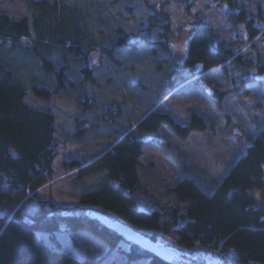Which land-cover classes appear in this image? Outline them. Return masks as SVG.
<instances>
[{
  "label": "trees",
  "instance_id": "obj_1",
  "mask_svg": "<svg viewBox=\"0 0 264 264\" xmlns=\"http://www.w3.org/2000/svg\"><path fill=\"white\" fill-rule=\"evenodd\" d=\"M139 1L153 8L147 13L143 27L133 31L119 26L107 30L101 37L95 36L96 31L104 32L98 27L86 28L88 33L81 34L82 27H73V21L67 28L54 25L47 9L33 10L32 17L27 14L19 18L0 11V206L5 209L0 213V264H89L61 250L56 233L62 226L71 235L84 230L92 233L111 250H122L129 261L145 258L148 259L146 264H179L176 260L166 262L127 240L93 215L92 210L127 222L153 241L163 235L184 247L218 252L222 255L218 264H264V129L211 193L188 176L171 188L179 200L190 202L184 213L174 208L164 218L160 208L139 207L138 195L148 192L138 172L141 156L147 147H161L155 138L144 136L154 134L165 125L184 139L192 131L205 130L208 125L199 115L180 123L170 113L155 109L138 122L133 121L127 130L112 131L118 133L113 148L95 159L81 162L77 158L64 162L63 166L75 169L80 177L108 169L106 181L81 193L78 203L63 205L53 198H39L40 187L53 176V163L60 146L55 115L25 102L27 88L19 72L21 66L29 63L27 56L34 58L39 71L43 72L30 82L36 95L43 98L71 96L72 91H83L85 81L96 83L94 69L89 64L93 48L99 46L107 58L118 63L115 52L126 58L139 49L142 41L154 55L156 70L166 75L165 94L187 80L199 78L201 72L226 62L246 73L243 84L250 80L263 83L256 78L264 71L261 51L255 59H243L202 18L196 20L187 56L182 61L177 60L171 48L173 31L168 13L150 0ZM227 1L232 7L238 5V0ZM56 5L58 7V0ZM189 11L188 4L186 12ZM232 16L234 21L244 24L248 39L261 34L264 42V28L256 24L254 17L250 18L245 8ZM153 32L158 35L156 39L152 38ZM24 39L32 41L25 43L27 48L22 47ZM43 47L55 51L57 57L43 51ZM251 69H255V73ZM120 79L132 88L148 89L140 80L129 83L123 76ZM94 97L81 92L77 111L84 112L92 107ZM75 119V129L69 133L73 137H83L91 128L99 130L103 123L95 120L91 126H86L83 123L86 120L78 113ZM256 191L263 200L262 206L256 203ZM32 200L38 204L33 212H28L25 205ZM40 232L53 235L54 246L39 238ZM121 241L128 242L129 247L121 248Z\"/></svg>",
  "mask_w": 264,
  "mask_h": 264
},
{
  "label": "rangeland",
  "instance_id": "obj_2",
  "mask_svg": "<svg viewBox=\"0 0 264 264\" xmlns=\"http://www.w3.org/2000/svg\"><path fill=\"white\" fill-rule=\"evenodd\" d=\"M56 1L0 0V11L10 14L13 18H19L27 14L31 16L33 10L47 9L54 25L67 28L73 21V27H82L81 34L88 33L86 28L98 27L104 32L96 31L97 37L119 26L136 31L144 26L147 13L153 11V8L141 4L139 0H58V7ZM150 1L161 6L171 19V48L174 57L179 61L187 56L188 43L197 18H202L203 22L212 27L219 38L233 50L245 46L241 54L243 59H255L260 51L264 56L262 35L248 39L244 24L234 21L232 16L240 12L241 8H245L250 18L254 17L256 24L264 28V0H238L236 7H232L227 0ZM188 4L189 13L186 12ZM52 9H55L54 13ZM156 34L153 32L152 38L156 39ZM22 41L23 48H27L28 42L32 43L30 39L28 42L26 39ZM145 43L142 41L138 45L139 49H135L125 56L126 58L121 57L120 52H115L118 63L107 58L99 46L93 48L89 55V64L94 69L96 83L85 81L83 91H72L71 96H37L30 82L43 72L39 71L34 58L26 57L29 63L25 67L21 66L19 72V77L27 88L25 102L55 115L56 136L60 146V152L53 163V176L38 192L40 199L53 198L63 205L78 203L81 193L90 191L106 181L108 169H100L80 177L75 169L63 166L64 162L77 158L81 162L95 159L104 151L113 148L118 133L112 131L127 130L133 121L138 122L151 109H155L170 113L180 123L199 115L208 125L205 130L192 131L184 139L165 125L154 134L144 136L155 138L161 143V147H147L141 156L138 172L141 183L148 192L138 195L139 207L160 208L164 211V218L168 217L174 208H179L180 212L184 213L186 205L190 202L179 200L171 188L188 176L194 178L204 191L211 193L253 142L254 137L262 132L264 82L250 80L243 84L246 73L226 62L201 72L199 78L187 80L173 92L165 94L163 91L166 75L156 70L154 55L146 49ZM43 51L53 58L57 57L55 51L50 52L46 47H43ZM254 71L255 69H251L252 73H255ZM121 76L129 83L140 80L148 89L145 91L123 84L120 81ZM208 88L213 90L210 95ZM81 92L90 97L95 96L94 105L92 100H89L92 107L86 108L84 112L77 111V98ZM83 98L85 99V96ZM76 113L86 120L83 122L86 126H91L95 120L103 121V114L106 119L99 130L91 128L85 136L73 137L69 133L75 129ZM235 128L241 130L240 135L234 133ZM255 196L256 203L262 206L263 200L257 191ZM37 204V201H28L25 210L33 212ZM4 210L0 206V213H4ZM38 234L39 238H44L54 246L53 235L47 232ZM56 237L62 244L61 250L89 264H146L148 261L145 258L129 261L122 250H111L101 239L85 230L71 235L69 230L62 226ZM155 242L177 252L176 261L179 264L218 262L222 259L218 252L184 247L163 235H158ZM120 247L127 249L129 243L121 241Z\"/></svg>",
  "mask_w": 264,
  "mask_h": 264
},
{
  "label": "water",
  "instance_id": "obj_3",
  "mask_svg": "<svg viewBox=\"0 0 264 264\" xmlns=\"http://www.w3.org/2000/svg\"><path fill=\"white\" fill-rule=\"evenodd\" d=\"M256 78L258 80L264 81V71L263 73L261 72V74H258ZM207 92L210 95L213 93V90L208 88ZM234 133L240 135L241 130L239 128H235ZM91 213L97 217H100V219L105 224L110 226L112 229L118 231L127 240L140 245V247H143L145 250L152 253L154 256H157L166 262H172L176 259V257H178L177 252L160 246V244L156 243L151 238L146 236V234H144L141 230L135 228L134 226H131L127 222L119 219L110 218L106 214L96 210H92Z\"/></svg>",
  "mask_w": 264,
  "mask_h": 264
},
{
  "label": "built area",
  "instance_id": "obj_4",
  "mask_svg": "<svg viewBox=\"0 0 264 264\" xmlns=\"http://www.w3.org/2000/svg\"><path fill=\"white\" fill-rule=\"evenodd\" d=\"M243 50H245V46H241V47L236 48V51L235 52L242 53ZM32 195H33V192H30L29 193V196H32Z\"/></svg>",
  "mask_w": 264,
  "mask_h": 264
},
{
  "label": "crops",
  "instance_id": "obj_5",
  "mask_svg": "<svg viewBox=\"0 0 264 264\" xmlns=\"http://www.w3.org/2000/svg\"><path fill=\"white\" fill-rule=\"evenodd\" d=\"M219 262H221V260H220V261H218V262H217V261H215V263H217V264H218Z\"/></svg>",
  "mask_w": 264,
  "mask_h": 264
}]
</instances>
